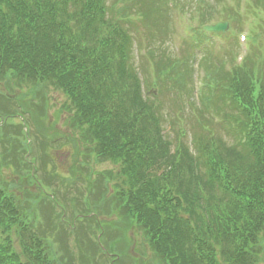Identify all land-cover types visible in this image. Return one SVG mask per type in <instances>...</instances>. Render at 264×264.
Listing matches in <instances>:
<instances>
[{
  "label": "trees",
  "instance_id": "obj_1",
  "mask_svg": "<svg viewBox=\"0 0 264 264\" xmlns=\"http://www.w3.org/2000/svg\"><path fill=\"white\" fill-rule=\"evenodd\" d=\"M106 2L0 0V82L9 97L0 96V144L3 139L6 146L4 140L18 130L8 124L18 102L12 85L41 89L33 96L42 104L48 102L42 91L59 89L69 101L66 111L76 110L77 122L92 131L80 135L81 140L93 144L99 161L118 169L116 178L128 188L99 195L100 202L91 206H110V214L116 212L125 224L135 222L150 235L161 259L167 255L172 264H259L264 235V65L252 64L260 58L224 77L220 85H206L195 112H188L187 119L180 115L185 125L178 128L172 120L175 137L170 141V132L163 130L167 123L163 109L152 108L143 99L134 78L132 57L125 50L132 46V38L125 26L116 29L108 24L117 8H107ZM157 28L154 44L163 35V25L158 23ZM156 56L160 60L159 64L154 59L156 83H172L171 89L183 97L190 78L188 59L174 61L164 52ZM221 72L212 68L209 78L214 80ZM208 108L223 111L225 124L233 122L240 132H249L248 142L233 146L214 132L205 113ZM25 110L26 124L47 118L36 106ZM5 159L7 172L19 168L14 145L10 153L3 152ZM39 162L45 165L48 159ZM46 169L40 168L42 178L35 186L45 185L43 177L51 173ZM20 177L19 188L8 178L0 187V264H55L52 250L39 239L44 232L36 215L40 207L52 218L50 202L29 195V181L23 173ZM90 222L98 225L94 218ZM13 229L22 244L18 252L5 236ZM32 237L37 238L33 247ZM103 238L105 248L114 247ZM91 244L87 239L95 257L96 246ZM65 260L60 257L56 264H70ZM95 264L104 262L97 258Z\"/></svg>",
  "mask_w": 264,
  "mask_h": 264
},
{
  "label": "rangeland",
  "instance_id": "obj_2",
  "mask_svg": "<svg viewBox=\"0 0 264 264\" xmlns=\"http://www.w3.org/2000/svg\"><path fill=\"white\" fill-rule=\"evenodd\" d=\"M135 1L136 3L144 4L145 6L150 0ZM182 1V8L190 12L191 17L194 12L193 10L197 11L200 1H203L205 5H213L215 2V0ZM124 3V0H107L106 6L108 8H112V6L117 8L116 11H113V14L118 13V15L122 14L127 16L133 15L132 4L129 2H127L126 4ZM220 3L222 5L223 1H221ZM227 3L228 2L225 3L224 8H226L228 5L231 7V4ZM148 10L149 9H147V11ZM170 12L165 11L164 13H158L156 15L148 14V16L144 19L145 22L151 26H157L158 23H161V25L164 26L166 23L169 24L170 20L172 19L171 23L173 24V30L175 34L172 37L171 41H169L168 39L169 30L164 29V35L159 37V39L157 40V42H159L160 44H152L153 40H151L150 29L141 27L142 24L136 22L132 26L126 27L132 38V46L129 48L125 47V50L132 57V65L136 74L134 78L137 81L138 87H140L141 89L143 99H148V103L150 105H153L152 108H154L155 105L160 106V108L163 109V113L167 118V123L163 130L164 134L170 132L168 140L171 141V139L175 137V129L170 128L171 126L175 125V123H172V120H175L174 112H178V108L180 106L184 107L180 111V114L184 116L185 119H187V99L185 97L187 93H189L190 95L193 93V88L195 86V83L193 84V82L194 79H196V75L194 74V77L190 78L189 85L187 84V87L185 88L183 93L180 92L183 95V97L181 98L174 89H171L172 83H156V78L151 72V66L149 68H147L146 66L147 59H150L152 61L151 58L155 59L156 62L159 63L160 60H158V57L156 55L160 52H164L168 57L172 58L171 52H173V49L170 44H173L174 42L179 43V37H177L179 35L177 34L176 28H174V24L180 23L179 17L181 15V12L179 11V7L175 6H173V9ZM219 17L220 19H222L221 15ZM115 18L118 20V16H116ZM220 21L222 22L223 20ZM120 22L121 24H124V22ZM191 22H193L192 18ZM236 30V23L233 21L229 23V26L224 31L225 33H223L225 39L229 42V44H227V46L225 44L221 48L219 47V44L222 43V40H215V44L218 46L219 51L218 55H212L213 58L220 59L230 50H236L234 45V37L231 36V33L235 32ZM262 30V34L258 38L259 42L255 47V59H260L257 63L252 64V67L254 68L264 65V23ZM133 38L135 40H133ZM139 40L142 42V44H140ZM146 42L149 43V47L147 50H144V47L147 46ZM225 42L226 41H224V43ZM138 43L140 44L141 49L145 51L146 55H148V57L142 58L138 56ZM154 48L157 52L153 51ZM141 49H139L138 52H141ZM237 51H239V53L242 52L241 49H238ZM173 54L175 53L173 52ZM183 55L185 56L184 53ZM203 55L202 53L200 54L196 49L193 50L192 67L194 68V70L196 69V66ZM0 87L2 88L1 90L4 91L3 81L0 82ZM11 90L14 94L13 96L22 105H24L26 109H29L31 106H36L37 108L41 109V114L43 116L45 114L47 115V118L43 117L45 118V121L43 123L37 122L32 125L34 127H28L29 132L27 134H29L31 141H33L34 139L35 142H37L38 138L39 141L35 144L36 147L32 143L31 153H27L28 155L26 160H28V162L30 160V163H33V161H36V159L40 157V159L43 161V159H48L47 155H49L52 159H48V162H46L45 165H41L38 161L35 166L33 165L34 168H32L31 165L24 168L22 161H19V158L23 154L22 152H20V150H18L17 162L19 168L16 170L12 169L11 172H7L5 169L0 172V175L4 176L5 179L8 178L10 181L16 184V188H19L21 184L20 173L22 174L24 172V176L26 177L25 180L29 181V186L27 188L29 195H35L36 198H39L46 203H49L48 200L50 199V197H54L56 201L60 200V208L62 207L65 211L64 220L66 221V224L64 223V225L61 223L62 226H58L59 224L57 222V220L61 221V218L63 216V214L61 213L62 211L58 210L57 212L56 209V212L61 216L58 217V214H56V217H58V219H55V221L53 219L52 221V219L49 218V210L39 211L40 207H37L38 210L36 209V215L41 222L38 224L42 226V231L44 232L39 239L44 240V242H46L47 244V247L52 250V259L55 262L59 263L60 257H62V262H64L63 259L66 258L65 261H68L70 264H95V261H97V258L91 255V251L87 247V239L88 242L95 245L94 243L96 242V238L93 233L94 230L98 228L97 224L90 222L93 217L90 219L87 218L79 220V217L77 216L82 214V212H86L85 208L82 205L83 197H86L87 195V192H85V190L81 187V185L84 184L85 186L87 185L86 187L90 192L88 200L89 210L87 211V213H90L91 210L94 211L91 215H96L99 223L101 224V228L103 231L102 238L105 237V243L112 242L114 244V247L117 246L120 248L119 251H114L113 245H108L107 247V249L112 252L111 256L114 257V264L117 263V259L114 255L115 253L117 254L116 256L119 257L120 261L118 260V262H120L121 264H162L161 257L159 256L158 252L156 253V251H154V245L150 241L149 237H144L143 233L138 230V226L137 224H135V222L128 225L125 224L119 219L116 212L111 211L110 214V206L106 205L104 207H101L102 205H98L97 203L95 206H91L94 202H100L99 195L101 197L108 196L109 194H112L116 191V187L123 186L124 188H126V186L123 184L124 180L122 178L114 180L111 179L109 175L103 174L108 172L115 173L118 169L113 167L110 162L99 161L95 155L94 148L92 146L93 144H89L81 140L80 135L85 136L86 134H88V132L91 133L92 131H89L88 125L77 122V117L75 116L76 110L70 113L66 111V107H68L69 101H67V98L64 96V94H62L61 90L57 89L56 91L55 89H49V91H42L41 93H43L47 97V104L39 103V101L34 99L35 96L33 95H36V93L41 89L34 90L31 86L24 85L21 86V88H15L14 85H12ZM23 118L22 120H20L19 118L13 117L9 120L8 124L21 127V121H23ZM1 121L2 120L0 119V130L2 133L3 121ZM182 121L185 122L184 119ZM77 123L79 127L75 126L77 125ZM35 126L37 128H35ZM35 134H37L38 136H35ZM16 139H18V141L14 143L9 138L5 139L4 141L6 146L4 147L2 139V143L0 144V154L3 155L4 151L10 153V150H13V145L20 144V147L22 148L21 137L18 135ZM44 142L47 144V147ZM32 156L37 158L32 159ZM52 161H54L55 164H53ZM4 163L6 167L8 159H5ZM41 166L43 168H47L46 171L51 172L45 174V177H43V180L45 181V185L43 186V188L35 186L34 184L37 178H42L40 171V168L42 169ZM35 168L38 169V171L34 170ZM32 170H34L33 174ZM99 174H101L100 179H102V176L104 175V177L109 181L108 186H113L114 188L101 191L99 187H97ZM127 189L128 188H126V190ZM80 191L83 192V197H80ZM74 216H76L75 233L69 236L66 233L67 224H72V222L74 221ZM5 236L6 238L13 240L14 247L17 251L18 249H22V244L16 230L13 229L7 231ZM27 245L28 247H30L29 244ZM33 246L34 244H32V247ZM260 246L263 253L261 255L259 264H264V235L261 237ZM1 259L3 261V258Z\"/></svg>",
  "mask_w": 264,
  "mask_h": 264
}]
</instances>
